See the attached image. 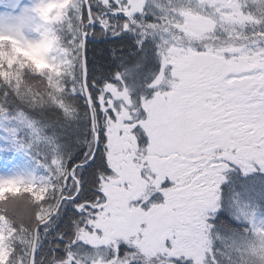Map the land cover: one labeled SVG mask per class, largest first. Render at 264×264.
<instances>
[{
	"label": "snow or ice",
	"instance_id": "snow-or-ice-1",
	"mask_svg": "<svg viewBox=\"0 0 264 264\" xmlns=\"http://www.w3.org/2000/svg\"><path fill=\"white\" fill-rule=\"evenodd\" d=\"M9 5L0 264H264V0Z\"/></svg>",
	"mask_w": 264,
	"mask_h": 264
},
{
	"label": "rangeland",
	"instance_id": "rangeland-1",
	"mask_svg": "<svg viewBox=\"0 0 264 264\" xmlns=\"http://www.w3.org/2000/svg\"><path fill=\"white\" fill-rule=\"evenodd\" d=\"M21 0H11L12 4L20 3ZM26 2V0H25ZM0 8L10 10L9 0H0Z\"/></svg>",
	"mask_w": 264,
	"mask_h": 264
},
{
	"label": "trees",
	"instance_id": "trees-1",
	"mask_svg": "<svg viewBox=\"0 0 264 264\" xmlns=\"http://www.w3.org/2000/svg\"><path fill=\"white\" fill-rule=\"evenodd\" d=\"M89 57H90V58L92 57V52H91V51L89 52Z\"/></svg>",
	"mask_w": 264,
	"mask_h": 264
}]
</instances>
